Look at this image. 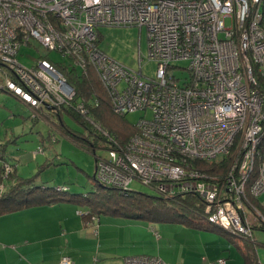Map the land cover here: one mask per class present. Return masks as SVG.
<instances>
[{"label": "built area", "instance_id": "1", "mask_svg": "<svg viewBox=\"0 0 264 264\" xmlns=\"http://www.w3.org/2000/svg\"><path fill=\"white\" fill-rule=\"evenodd\" d=\"M104 26L146 29L155 79L100 49L97 30ZM33 41L83 74L93 71L115 115L153 114L135 125L124 146L101 130L116 147L96 159L100 184L129 193L139 182L168 197L197 196L210 225L256 242L254 227L264 226V215L250 204L264 195V0H0L3 90L34 111L76 104L88 116L58 64L19 62L21 48ZM184 71L189 76L178 74ZM223 159L231 164L221 179L197 166ZM4 171L7 178L11 167ZM124 261L168 264L146 255ZM60 264L74 262L64 257Z\"/></svg>", "mask_w": 264, "mask_h": 264}, {"label": "rangeland", "instance_id": "2", "mask_svg": "<svg viewBox=\"0 0 264 264\" xmlns=\"http://www.w3.org/2000/svg\"><path fill=\"white\" fill-rule=\"evenodd\" d=\"M97 32L100 36V49L106 55L132 70L142 69L143 75L147 79H155L158 66L149 59L148 37L145 28L104 26ZM48 55L38 42L33 41L30 45L21 48L18 58L19 62L27 68L35 67L37 61L42 59H47L53 64H59L66 68H73L70 60L63 58L62 55L58 53ZM176 66L187 69L188 63L179 62ZM178 74L183 77L189 76L187 71ZM1 84H5V79L0 73ZM61 109L55 112L52 110L34 111L12 94L0 89V165L2 164L0 168L8 165L6 158L10 165L19 168L18 172L23 177L27 179L36 177L32 184V187L37 190L36 192H41L42 188L57 189L66 186L71 194L77 195L78 199L83 201L85 195H91L96 190L94 180L96 159L107 156V153L103 148L105 145L102 141L95 140V136L86 127L66 115L63 118L65 124L73 132L79 134L78 136L83 140L70 139L65 133H62L57 128L59 125L57 114ZM142 118L151 120L153 114L151 112L132 114L128 115L125 120L129 126L134 127ZM92 145H96V153L93 152ZM41 148L44 153L37 154L36 156H39L37 160L34 155ZM18 158L22 163L19 166L15 163ZM48 160L56 163L52 164L51 168L42 170ZM130 188L138 194L157 195L154 190L139 182H134ZM117 219L151 225L154 227L153 229L156 228L155 231H158L157 233L162 239V254L157 253L152 256H156L168 264H191L192 261L197 264L199 258L200 263H205L209 258L208 254L211 256L216 253L215 251H221V249H231V252L235 253L236 246L241 244L240 242L243 243V240L237 238H234V242L229 241L222 235V229L216 226H213L211 231H202L178 223L150 222L123 217ZM152 233L151 241L147 240L148 247H153L154 244L152 240L156 235H154L155 232ZM258 238L264 243V233H257ZM156 243L159 246L158 241ZM220 244H222V248L218 249ZM258 251L264 264V246L258 247Z\"/></svg>", "mask_w": 264, "mask_h": 264}, {"label": "crops", "instance_id": "3", "mask_svg": "<svg viewBox=\"0 0 264 264\" xmlns=\"http://www.w3.org/2000/svg\"><path fill=\"white\" fill-rule=\"evenodd\" d=\"M34 156L37 157L36 154ZM15 163L18 166L22 164L19 158ZM49 165L46 162L42 170L51 168ZM14 169L15 177L21 181L28 180L18 172L17 166ZM1 170L2 167L0 180ZM2 182L0 197H12L16 201L14 203L24 202L29 198L26 193L13 192L17 188L14 180L3 178ZM46 189L48 188H42V192ZM259 198L264 207V195ZM83 209L79 203L72 202L38 203L0 216V264H60L64 257L71 258L74 264H125L126 258L162 254V239L151 225L117 219L120 216H101L96 221L87 223L78 214ZM152 232H155L157 238L152 240L153 247H148L147 240L151 241ZM261 232L256 231V238L257 233ZM257 240V249L264 246L259 238ZM240 243L236 246L235 253L231 249H221L211 256L208 254L209 258L205 263H200L199 258L197 264L215 262L221 258H225L228 264H244V255L240 249L246 252V243ZM220 248L222 244L218 247ZM257 256L258 263H262L258 250ZM192 262L191 264H195Z\"/></svg>", "mask_w": 264, "mask_h": 264}, {"label": "trees", "instance_id": "4", "mask_svg": "<svg viewBox=\"0 0 264 264\" xmlns=\"http://www.w3.org/2000/svg\"><path fill=\"white\" fill-rule=\"evenodd\" d=\"M60 70L65 74L68 82L75 88L77 92V101L84 100L89 108V115H82L78 110L76 104L72 107H62L58 112L59 125L57 128L62 133H65L70 139H76L82 141L83 138L79 137L76 132H73L68 125L64 122V115L69 116L76 122L81 123L86 127L89 132L95 136V140L102 141L104 143V150H108L116 147V143L124 146L130 139L137 133L136 127L129 126L126 123V117H119L115 115L111 108L110 100L100 84L97 76L93 71H90L88 75L83 74L81 71L75 68H66L61 65H57ZM4 84L0 85V89L6 93L11 94L8 90H3ZM98 102V106H94V102ZM91 116L96 126L92 125L87 117ZM63 129V130H62ZM101 130L106 131L115 138V142H111L109 138L101 134ZM79 143V142H78ZM96 145H92V150L96 153ZM43 154L44 150L41 148ZM1 152V151H0ZM4 159V155L2 156ZM2 159V160H3ZM11 171L7 178L8 180H14L16 182L13 192L17 191L26 193L29 198H26L24 202L14 201V198L4 196L0 197V216L11 213L18 209L28 207L30 204L38 203H57V202H72L79 203L83 206L84 210L80 215L87 223L93 222V219H99L101 216H120L125 218L147 220L150 222H162V223H178L187 226L194 230L211 231L213 226L210 225L204 214V205L198 199L197 196L178 194L173 197H168L163 193H160L157 189L154 191L156 196H149L146 194H138L133 191L129 193L122 192L120 189L105 186L97 181L96 175L94 180L96 182V190L91 195H85L84 200H79L78 196L71 194L69 189L61 191L57 189H46L45 191L36 192L37 190L32 187L36 177H32L28 180L21 181L15 177L16 169L15 165H10ZM50 166L55 162H50ZM231 161L223 159L212 164L198 163L201 169L213 175H218L219 178H223L230 167ZM3 168V167H2ZM16 168V167H15ZM3 170V171H2ZM1 170L0 184L3 183L2 179L5 177L4 168ZM66 188V187H62ZM33 193L34 195H32ZM30 194L33 198L30 199ZM260 198H251L250 204L257 207L264 215V207L259 201ZM223 231V230H222ZM256 231L264 232V226L254 227V239L256 242H245V250H242L244 264H259L257 256L258 240L256 238ZM223 231L224 235L229 241H233L235 238L231 234Z\"/></svg>", "mask_w": 264, "mask_h": 264}, {"label": "bare ground", "instance_id": "5", "mask_svg": "<svg viewBox=\"0 0 264 264\" xmlns=\"http://www.w3.org/2000/svg\"><path fill=\"white\" fill-rule=\"evenodd\" d=\"M69 83V82H68ZM70 84V83H69ZM71 85V84H70ZM72 86V85H71ZM96 106V105H95ZM36 113V112H35Z\"/></svg>", "mask_w": 264, "mask_h": 264}]
</instances>
